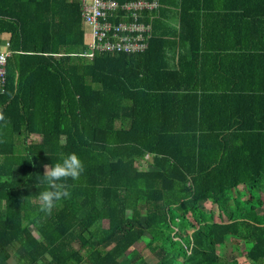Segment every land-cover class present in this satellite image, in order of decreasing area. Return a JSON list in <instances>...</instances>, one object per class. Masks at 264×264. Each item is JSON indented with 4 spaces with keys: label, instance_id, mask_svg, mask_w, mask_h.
I'll return each mask as SVG.
<instances>
[{
    "label": "trees",
    "instance_id": "1",
    "mask_svg": "<svg viewBox=\"0 0 264 264\" xmlns=\"http://www.w3.org/2000/svg\"><path fill=\"white\" fill-rule=\"evenodd\" d=\"M163 3L146 51L88 59L77 0H0V264H150L146 236L153 264H240L218 253L228 242L264 264V92H198L207 0ZM70 153L84 171L42 213L44 166Z\"/></svg>",
    "mask_w": 264,
    "mask_h": 264
},
{
    "label": "crops",
    "instance_id": "2",
    "mask_svg": "<svg viewBox=\"0 0 264 264\" xmlns=\"http://www.w3.org/2000/svg\"><path fill=\"white\" fill-rule=\"evenodd\" d=\"M202 23L206 35L197 39L191 57L196 90L209 94L264 92V0H207ZM188 50V45L169 48L170 66L178 64L179 52ZM141 166L150 168L145 161ZM207 205L220 219L218 207ZM224 246H218V253Z\"/></svg>",
    "mask_w": 264,
    "mask_h": 264
},
{
    "label": "built area",
    "instance_id": "3",
    "mask_svg": "<svg viewBox=\"0 0 264 264\" xmlns=\"http://www.w3.org/2000/svg\"><path fill=\"white\" fill-rule=\"evenodd\" d=\"M85 30L84 50L93 59L103 54L142 53L149 48L154 21L165 7L163 0H77ZM7 34H0V96L7 85V62L11 55ZM176 229L172 236H182ZM178 235H175V234ZM190 253V250H188Z\"/></svg>",
    "mask_w": 264,
    "mask_h": 264
},
{
    "label": "clouds",
    "instance_id": "4",
    "mask_svg": "<svg viewBox=\"0 0 264 264\" xmlns=\"http://www.w3.org/2000/svg\"><path fill=\"white\" fill-rule=\"evenodd\" d=\"M0 126H7L6 117L0 112ZM45 171L39 185L43 190L39 192L37 201L39 210L45 214H51L58 203L64 199L70 198L71 193L65 181L69 178L78 180L84 171V165L76 153L62 155L59 162L54 166L45 165Z\"/></svg>",
    "mask_w": 264,
    "mask_h": 264
},
{
    "label": "rangeland",
    "instance_id": "5",
    "mask_svg": "<svg viewBox=\"0 0 264 264\" xmlns=\"http://www.w3.org/2000/svg\"><path fill=\"white\" fill-rule=\"evenodd\" d=\"M141 168L142 169H144V168L147 169V168H149V166L148 167L147 166H145V167L141 166ZM208 203L209 202H207V204ZM207 204L206 203H202L201 207L204 208L206 211L212 210L210 205H207ZM170 218H172V217L170 216ZM215 219L219 220L218 216ZM178 234L180 235V232ZM178 234L176 233L175 235H178ZM162 240H163V238L159 239L160 242ZM147 241H148V237H145L144 239H142L140 242H138L136 244L135 248H137L141 252V254H143L145 256V258L147 259V261L150 264H153L156 261V258L154 257L153 253L149 250L148 245H147ZM157 241L158 240H156V242ZM219 253L222 254L223 256H225L226 258H236L237 257V258L240 259L241 263L246 264V261H245L246 259H244L245 258L244 252L232 249L231 243H227V245H225L223 249L220 248L219 249ZM123 264H131V262L129 261V259H124Z\"/></svg>",
    "mask_w": 264,
    "mask_h": 264
}]
</instances>
